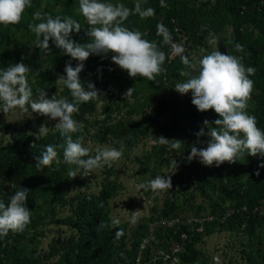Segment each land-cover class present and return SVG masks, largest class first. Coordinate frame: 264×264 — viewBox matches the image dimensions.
I'll return each instance as SVG.
<instances>
[{"label":"trees","instance_id":"16d2710c","mask_svg":"<svg viewBox=\"0 0 264 264\" xmlns=\"http://www.w3.org/2000/svg\"><path fill=\"white\" fill-rule=\"evenodd\" d=\"M104 2L122 3L130 9L135 6L132 0H104ZM214 4H217L218 10L224 12L229 20L226 25L216 29L217 32L219 31L218 34L227 31L226 38L219 41L217 50L242 57V63L246 68H254V73L249 78L253 81L255 93H251L247 112L256 117L257 127L264 131V0H214ZM141 7L155 9L154 16L141 18L138 14H132L123 26L140 30L145 39L158 44L166 54L163 64L165 71L152 81L140 77L132 79L126 71L108 63L111 55L107 58L90 55L83 62L84 68L79 74V79L85 88L89 82L93 83L102 96L97 100L78 105L79 112L74 114L73 118L81 122L83 126L80 131L72 134V137L74 140L78 137L84 138L91 126L97 127L98 122H89L88 117L93 116L99 104H103L104 108V118L100 121L101 126L95 129L97 131L94 135L99 143L116 141L119 143L117 148L125 147L131 150L140 137L148 138L150 135L151 138L157 139L163 133L164 138L170 139L178 134V139L184 142L185 148V156L178 162V175L184 173H187L189 177L193 175L197 181V191L203 198H207L211 192L218 191L222 201H229L232 208L247 207L246 212H235L223 224H206L202 233H189V238L184 243V251L179 255L178 264H194L201 255L195 246L204 236H209L216 231L220 232L222 229L228 232H242L247 237L243 252L246 253L247 264H256L258 229L264 222V214H255L252 210L255 206L264 203V167L261 166L264 165V155L251 156L247 155V152L244 153L246 166L245 168L241 166L245 170L244 183L237 181V185L226 172V169L233 164L226 162L220 167L215 165L205 167L197 158L191 162L187 161L190 147L195 143L196 133L204 127V121L212 123L219 117L214 110L198 111L192 104V96H189L185 98L184 106L190 111L191 123L178 122L177 110L174 108L178 102L172 88L176 83L181 82V71L187 69L179 55L171 57L170 46L164 45L162 37L157 35V25L163 23L171 32L173 41H176L179 33L184 31L187 34L188 31L182 17L196 12V8L190 9L186 0H164L162 5L160 0H144ZM35 12L53 18L71 17L81 25V31L79 33L73 31L70 39L81 45L89 42L86 35L89 25L80 12L79 0H31V7L26 8L19 23L0 25V69L24 63L31 69L27 75L34 95L38 90L43 89L47 92L48 98L56 95L57 98L67 97L71 102L69 90L63 85H57L56 81L59 76L66 75V64L70 62L75 67L79 62L65 55L51 40L48 51L36 48L37 37L29 28L30 24L40 22L34 20ZM214 17L217 19L216 15ZM189 32H191V35H188L189 42L194 46L208 48L206 34H211L209 29L204 32H194L193 28H190ZM237 43L243 46L242 52L235 50ZM132 87L131 96L124 97L127 90ZM147 90L149 93L145 94ZM146 108H151L149 114H145ZM124 111V117L128 118L119 117ZM168 113L171 114L172 123L169 121L163 126L158 119ZM112 114H115V121L113 124H107L108 120L113 119ZM35 115L36 118L27 120L22 126H13L10 123L0 126L2 130L0 200L7 204L15 191L20 188L28 189L30 192L26 206L31 211L30 222L23 231H10L6 236H0V264H36L33 259L36 247L28 251L25 245L33 244L36 237L44 235L39 226L46 220L42 216V211H44V204L47 205L48 202L40 204L37 201L38 197L44 195H49V202L53 205L56 203L62 208L69 209L70 215L59 222L67 225L73 232L62 240L58 239L52 245L51 256H59L58 264H126L128 260H134L141 240L146 234V227L140 226L130 233L131 248L127 251V225L115 227L108 215L111 193L109 187L103 186L101 192L96 195L78 193L66 200L65 196L71 191L74 181L68 172L70 168H77V166L64 163L65 139L57 129H50L46 136L36 139L35 134L48 117ZM134 116H138L139 120L134 119ZM206 138L208 140L207 136ZM49 144L56 146L58 162L53 161L49 166L37 168L35 157L40 156L44 146ZM196 146L206 147L207 143L206 146L198 144ZM167 148V145L157 143L148 156L138 159L141 173H148L150 166L156 169V160L152 158L161 159V156L167 152ZM180 182L182 183L183 179ZM79 186L84 184L80 183ZM180 207L181 205L176 206L173 203L165 204L166 211L163 216L169 217L166 215L171 212L172 217H177L174 211ZM219 209L220 206L217 203L214 201L210 203V213H216ZM201 210L202 208L198 206L193 214L198 215ZM118 231L122 232V235L117 238ZM157 236L165 247H168L166 240L170 237L178 239V236L169 230H160ZM29 256L32 258L31 262Z\"/></svg>","mask_w":264,"mask_h":264},{"label":"clouds","instance_id":"9594fccd","mask_svg":"<svg viewBox=\"0 0 264 264\" xmlns=\"http://www.w3.org/2000/svg\"><path fill=\"white\" fill-rule=\"evenodd\" d=\"M29 7L31 0H0V25L19 23L24 11ZM79 9L89 25L86 31L89 42L83 45L70 39L73 31H81V25L71 17L53 18L35 12L33 18L40 22L29 25L37 37L36 48L48 51L51 40L65 55L79 62L75 67L70 62L66 64V75L59 76L56 81L57 85H63L69 90L72 101L67 97L57 98L56 95L48 98L43 89L34 95L27 75L31 69L24 63H17L0 69V112L8 113L18 108L25 113L30 111L32 114L58 121L54 128L65 139L64 163L77 166V170L82 169L86 176L94 169L111 166L112 162L118 161L122 157V150L101 146L96 149L95 156H90L89 149L83 144V138L74 140L72 137V134L82 128V123L73 118L74 114L79 112L78 105L102 96L93 83L89 82L85 88L79 79V74L84 68L83 62L90 55L102 58L111 55L112 63L126 71L130 78L140 77L152 81L165 71L163 64L166 54L155 41L145 39L140 30L123 26L132 14H138L141 18L154 16L155 9L142 8L139 0L132 9L122 3L79 0ZM157 35L162 37L164 45L170 46L172 56H180L187 69L180 73L186 79L176 83L174 90L181 95L191 92L192 104L198 111L214 110L219 117L212 123L204 121V127L196 136L197 143L200 142V137L207 136V146L198 148L193 144L187 161L199 158L204 166L220 167L226 162L236 163L244 152L251 156L264 155V131L257 127L256 117L246 111L253 90V81L249 77L254 73V68H246L242 57L215 49L203 55L198 62L192 63L184 55L183 45L173 42L171 32L163 23L157 25ZM208 42L215 45L217 41L213 37ZM235 50L242 52L243 46L237 43ZM193 72L196 74L193 75ZM132 92L133 87L127 90L124 97L131 96ZM204 128L208 131L205 132ZM49 131L50 129L42 124L35 134L36 139L46 136ZM155 143L167 145L170 150H179L184 145L180 140H169L162 136L157 138ZM57 156L55 145H45L41 155L35 157V165L37 168L49 166L53 161L58 162ZM178 167L177 161L171 159L168 163L170 175H157L154 179L137 184L136 188L153 192L171 189V176ZM68 175L73 179L77 177L76 171L72 169H69ZM29 192L28 189L20 188L11 195L7 204L0 200V236H6L10 231H23L30 222L31 211L26 206ZM116 235L118 238L122 232L118 231Z\"/></svg>","mask_w":264,"mask_h":264},{"label":"rangeland","instance_id":"374dc122","mask_svg":"<svg viewBox=\"0 0 264 264\" xmlns=\"http://www.w3.org/2000/svg\"><path fill=\"white\" fill-rule=\"evenodd\" d=\"M132 1L135 4L137 2V0ZM143 1L144 0H139L140 4ZM160 1L162 5L164 0ZM186 3L190 9L195 7L196 12L184 15L182 17V21L187 24V34L186 32L182 31L177 35V40L173 42L183 45L185 49L184 55H186L189 60L192 61V63H196L200 58H202L203 55L210 53L214 49H218L219 41L226 38L227 31L222 34H218L219 31L217 32L216 29L226 25L227 21L229 20L228 17L225 16L224 12L218 10V6L217 4H214V0H186ZM214 15L217 16V19H215ZM190 28H193L194 32H204L207 29L210 30L211 35L204 33L207 35L206 43L208 48L205 49L194 46L191 42H189L188 35H191V32H189ZM213 37L217 42L215 45H210L208 41ZM175 56L171 57L174 58ZM108 63L112 66L115 65L112 63L111 58H108ZM192 74L195 75L196 73L193 72ZM185 79L186 77L182 76L181 82H183ZM172 90H174V87ZM147 93H149V90L145 92V94ZM252 93H255V90H252ZM174 95L178 102L174 106L175 110H177L176 115L178 122L181 124H188L189 122L191 123L190 111L187 110L188 108L184 106V103L185 98L192 96V93L189 92L185 95H181L174 90ZM102 105L103 104H99L96 106V112L92 117H88L89 122H98L97 127L101 126L100 121L104 118V108ZM150 110L151 108H146L145 114H149ZM122 113V116H119L120 118H128L124 117L125 111ZM112 117L113 119L108 120L107 124L114 123L116 118L115 114H112ZM170 117L171 114L168 113L166 116H160L158 121L164 126L169 121L172 123L170 120L172 117ZM208 117H210L209 114ZM34 118H36L34 113H25L17 108L10 110L8 113L0 112V126L2 127L9 123L13 126H22L27 120ZM134 119L139 120L138 116H134ZM116 120H118V118ZM57 123L58 121L47 118L42 124L46 125L49 129H53ZM97 127L94 128L91 126L88 129V133H86L83 138V144L89 149L90 156H95L96 149L98 147L108 146L117 148L116 146H119V143L116 141L99 143L94 137L97 131L95 129H97ZM149 130H151L150 127ZM1 131L2 130H0V139L2 138ZM204 131L207 132L208 129L206 128ZM162 135L164 134L161 133L159 137ZM177 135H173L174 137H170L169 140H179ZM199 140L200 142L197 143V138H194V144L206 146V136L200 137ZM155 141L156 139L151 138L149 135L148 138L140 137V139L135 142V147L131 150H128L125 147L117 148V150H122V157L118 161L112 162L111 166L105 165L102 168L94 169L86 176H84L82 169L77 170V168H70L76 171L77 177L74 178L71 191L69 193L67 192V196H65L66 200L70 199V197H73L74 195H77L78 193H87L93 195L99 194L103 186L110 188L111 193L109 199L108 215L115 227L127 225V251L131 248V240L129 238L130 233L135 231V229L140 226L146 227V225L149 224L152 216L164 217L163 215L166 211L165 204L167 203H173L176 206L181 205L179 209L174 211L179 218L194 215V210L198 206L202 208L198 214L199 216L210 214L209 206L212 201L220 206V209L216 212L224 208L231 207V203L229 201H222V196L218 191L215 193L211 192L207 198L201 197L197 191V181L195 177L193 175H190L189 177L187 173L178 175L179 168L176 170L175 174L171 176V189L157 192L137 189V184L154 179L157 175H170L171 172L168 168L169 161L171 159H175L178 163L181 161L182 157L185 156V148L183 146L181 149L175 151L167 148V152L161 156V159H156V157L152 158L156 160L155 167L157 168L153 169L152 166H150L151 169L149 172L142 174L139 168L138 159H142L151 153L152 147L157 145ZM244 153L239 157L236 163L230 165V167L226 169V172L235 181V185H237V181L244 183L245 170L241 168V166H243V168L246 166ZM197 159L199 161V158ZM181 179H183L182 183L180 182ZM80 183L84 184V186H79ZM142 196L145 197V201L142 200ZM49 199V195H44L38 197L37 200L40 204L43 202H48L47 205L44 204V211H42V216L46 220L41 226H39V229L44 233V235L36 237L33 244H28V242H26L28 246L25 245L28 251L31 248L36 247V253L33 255V259L36 261V264H58L59 256H51L53 251L52 245L58 239L62 240L73 232V230L67 225L59 222L70 215L68 207L62 208L61 205H57L56 203L53 205L51 202H49ZM182 205L187 207L185 208ZM50 210L53 211L49 212ZM166 216L172 217V213L168 212ZM258 235L257 249H255L257 257L256 264H264V222L258 229ZM246 244L247 237H245L242 232H228L223 229L220 232L216 231L209 236H204L202 241L195 246V249L200 251L201 255L194 262V264H247L245 255L246 253L243 252L245 251ZM29 258L31 262L32 258L30 256Z\"/></svg>","mask_w":264,"mask_h":264},{"label":"built area","instance_id":"2783aa9c","mask_svg":"<svg viewBox=\"0 0 264 264\" xmlns=\"http://www.w3.org/2000/svg\"><path fill=\"white\" fill-rule=\"evenodd\" d=\"M142 200L145 201L144 196H142ZM246 211L247 207L242 206L237 209L227 207L219 212L204 216L190 215L184 218L152 216L149 224L146 225V234L141 240L135 259L128 260L126 264H178L179 255L184 251V243L187 242L189 233H202L206 224H223L235 212ZM252 212L263 215L264 203L255 206ZM160 230H169L178 236V239L170 237L166 240L168 247H165L162 243L160 244L157 236V232Z\"/></svg>","mask_w":264,"mask_h":264}]
</instances>
